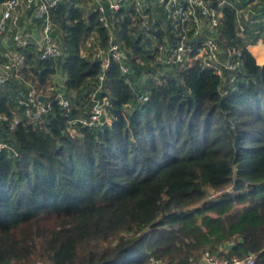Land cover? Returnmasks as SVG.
Instances as JSON below:
<instances>
[{
	"label": "trees",
	"instance_id": "16d2710c",
	"mask_svg": "<svg viewBox=\"0 0 264 264\" xmlns=\"http://www.w3.org/2000/svg\"><path fill=\"white\" fill-rule=\"evenodd\" d=\"M78 2L49 9L60 57L38 60L30 45L21 49L23 77L44 94L58 69L65 74L70 106L54 93L39 124L23 115L12 129L0 121V139L18 152L0 153V264L38 256L45 264H188L220 247L228 258L255 253L254 264H264V64L246 48L264 41V0L221 7L216 40L241 50L224 79L197 62L169 68L156 59L164 37L176 41L163 6H152L146 29L130 7H106L130 71L112 62L97 93L105 115L70 133L67 121L88 115L100 73L99 59L81 47L90 37L97 48L108 44L95 6ZM16 89L1 93L0 111L16 106Z\"/></svg>",
	"mask_w": 264,
	"mask_h": 264
},
{
	"label": "built area",
	"instance_id": "2783aa9c",
	"mask_svg": "<svg viewBox=\"0 0 264 264\" xmlns=\"http://www.w3.org/2000/svg\"><path fill=\"white\" fill-rule=\"evenodd\" d=\"M61 0H0V40L4 39L8 32L18 28L19 17L15 10L22 7L31 10L41 21V34L36 40L31 32H15L12 34L13 50L3 49L0 52V97L5 85L10 79H18L26 89L25 92L15 97L16 106L22 115L33 124H39L42 116L51 109L49 97L38 88L34 82L23 77V69L26 67V56L21 50L34 43L38 51V59L46 60L61 56L60 42L53 33V21L50 8ZM99 14V20L107 29V47H96L93 56L100 61V73L97 76V86L91 93V105L86 117L70 118L67 121L68 131H74L76 125L93 127L97 125L103 115L107 100L97 97L105 80L106 72L112 62L119 64L122 73H128V56L122 48L117 37L111 31L106 16V7L112 12L122 6L130 7L132 17L140 21L148 17L153 0H90ZM158 6H163L166 18L171 22L176 41L170 44L166 37L157 46L156 59L164 66L171 68L179 66L185 68L193 62H197L202 68L211 69L221 79H224V69L235 70L239 65L241 50L238 47L222 48L216 40V30L222 15L221 7L226 0H219L217 7H211L208 0H155ZM236 30L242 33L243 25L237 23ZM233 80V77H229ZM50 82H46L44 89H52ZM39 95H45V102L38 99ZM53 99L63 108L70 106L69 99L61 89H55ZM139 99L146 100L147 94L139 95ZM14 111H0V121L6 122L9 128H14L20 121ZM11 152L18 155L16 149L7 141L0 139V153ZM214 193L212 197L218 195ZM228 252L225 247L218 251L204 249L196 255L189 256L188 264H254L255 253L243 258L226 257Z\"/></svg>",
	"mask_w": 264,
	"mask_h": 264
},
{
	"label": "crops",
	"instance_id": "0c3cea01",
	"mask_svg": "<svg viewBox=\"0 0 264 264\" xmlns=\"http://www.w3.org/2000/svg\"><path fill=\"white\" fill-rule=\"evenodd\" d=\"M152 3H153L152 6L157 5L155 0H153ZM78 5L82 10H85V11H87L90 7H93V4L91 3V1L88 4L87 0H79ZM107 9H108V7H107ZM109 11H111V10H109ZM15 12L19 17L18 28L12 30L11 32H8L5 36V38L0 40V48H3L5 50L6 49L7 50H13L14 49V45L12 42V34L15 32H27V31H29L32 33L34 40L38 39L40 37V34H41V21L34 15V13L31 10H25L22 7H18L15 10ZM107 12L108 11H106V14H107ZM151 14L154 17V12H152ZM106 16H108V15H106ZM149 16H150V13H149L148 17ZM148 17L145 20L141 21L142 22L141 24L143 25V27L145 29L148 28V26H147ZM153 17H152V19H153ZM93 43H94V41H93L92 37L88 38L83 43V45L81 47V53L83 55L93 53V51L96 47H92L93 50L90 48H88V49L83 48L84 46L87 47V45H88V47L94 46ZM30 48L34 49V52L36 53L37 59H38V54H37L38 51H37L36 45L34 43H32L30 45V47L28 48V50H30ZM246 48L254 56V58L258 64H264V41L258 40L254 44L246 45ZM0 59L2 60V58H0ZM65 79H66L65 74L62 73V71L60 69H58L56 74L52 75V83L54 84V86H52L51 87L52 89H49V91L46 92V96L50 97L51 95H54L55 89H61L63 87ZM11 87L17 88L16 90H13V93L17 91L15 93V96H16V94L17 95L22 94L23 92H25V89H26V87L20 86V82L15 81L13 78L8 81V83L5 85L3 90L9 91V89ZM109 88L114 93L118 92V86H117L116 82H112L110 84ZM9 109L11 111H14L16 114H19L20 116L22 115L20 109L17 106L10 107ZM71 133H74V131H72Z\"/></svg>",
	"mask_w": 264,
	"mask_h": 264
},
{
	"label": "rangeland",
	"instance_id": "374dc122",
	"mask_svg": "<svg viewBox=\"0 0 264 264\" xmlns=\"http://www.w3.org/2000/svg\"><path fill=\"white\" fill-rule=\"evenodd\" d=\"M88 1V4L90 3V0H87ZM252 1H254V0H252ZM91 41V40H90ZM92 47H95V46H91V47H88V45H87V47L86 46H84L83 48L84 49H88V48H90V49H92L93 50V48ZM125 51H126V49H125ZM126 53H127V51H126ZM135 77V82L136 83H138V82H141V81H143V80H145L146 78H144V76H141L140 78H138L136 75H134ZM147 77V76H146ZM52 83V82H51ZM52 85L54 86V84L52 83ZM49 91V90H48ZM12 101L14 102V100L12 99ZM17 116H19V114H16ZM215 192H213V194H214ZM30 264H45V260H44V258L43 257H40V256H38V257H36V259L33 261V262H31Z\"/></svg>",
	"mask_w": 264,
	"mask_h": 264
},
{
	"label": "water",
	"instance_id": "95a60500",
	"mask_svg": "<svg viewBox=\"0 0 264 264\" xmlns=\"http://www.w3.org/2000/svg\"><path fill=\"white\" fill-rule=\"evenodd\" d=\"M39 60V59H38ZM38 99L41 101V102H45L46 100V96L45 95H39L38 96Z\"/></svg>",
	"mask_w": 264,
	"mask_h": 264
}]
</instances>
